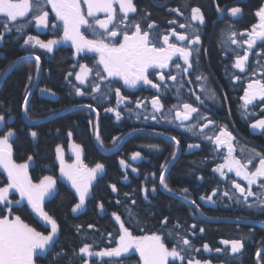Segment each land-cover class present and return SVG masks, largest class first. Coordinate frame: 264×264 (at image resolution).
Listing matches in <instances>:
<instances>
[{"label":"trees","instance_id":"trees-1","mask_svg":"<svg viewBox=\"0 0 264 264\" xmlns=\"http://www.w3.org/2000/svg\"><path fill=\"white\" fill-rule=\"evenodd\" d=\"M263 2L264 0H134L138 8V15L146 17L142 22V28L146 29L149 22L155 23L156 27L150 31L154 38L159 37L158 46L163 44V34H168L170 42H174L178 46H188L187 41L181 43L175 36H171L172 29H175L179 34L188 35L189 38L199 35L200 43L192 45L191 48L198 49V52L193 51V66L196 67V63H198L197 68L201 72L196 74L193 70L190 74L180 75L179 83L183 82L186 91L192 92L196 83L191 81L194 85L188 86L187 82L196 78L197 75L202 74L207 77V80L212 75L216 79V86L220 93L229 96L230 106V112L227 113L224 106L220 107L219 111L215 110L217 116L213 115V117L218 126L217 129L223 125H226L227 129L237 125L240 129L239 132L244 133V119L238 109L242 87L241 83L234 84L232 81L236 77H239L238 81L249 78L251 70L257 68L256 49L254 48L249 54L248 68L250 72L242 75L240 71L234 69L233 61L225 53L224 40L228 36L230 24L233 25L232 30L237 33L236 38L240 36V33H249L258 23L256 12L262 7ZM217 5L221 8L224 6L240 7L242 9L241 19L233 20L228 17L219 19ZM192 7L201 9L205 17L203 25L197 21H191ZM175 8H178L181 14L169 11V9ZM46 10L49 11L48 8ZM170 20H175L177 23L169 24ZM54 23L53 14L49 12L48 28L40 30V28H36L33 21L30 26L26 27L23 34L17 33L13 29L11 32H5L3 39L0 40V80L7 68L19 58L29 54L38 55L41 58V80L29 100L28 115L31 119H26L28 122L45 120L68 108L90 104L100 114L99 134L103 151L114 150L126 134L137 129L154 130L171 137L175 136L180 141L181 153L165 179L168 186L173 189V193L187 196L188 199L196 201L203 215L209 219L264 221V211L249 210L242 203L238 204L236 199L239 196L233 191L230 192L226 188V182L219 177L217 172L213 171L223 163L227 153L225 150L217 149L212 142L204 137L206 135L214 137L219 134V131L192 134L185 130L188 125H191L190 123L184 126L179 124L178 130L171 127L172 124H175L174 120L169 123L165 119H160L159 122H155L151 118L144 119L145 115L153 112L149 104L152 97H159L164 106L162 111L168 119H172L169 109H174L178 101L191 103L192 95L187 96L180 90L178 97L179 83H170L169 81H167L168 89L164 90L160 87L161 91L145 85L127 89L120 81H112V90L109 91L110 82L108 80L102 82L95 80L97 57L85 53L77 54L73 47L65 46L63 42L56 45L52 52L41 48L39 51L27 52L24 44L27 35L36 36L45 42L59 39L62 30L53 28L51 25ZM180 23H191L192 27L182 29L178 27ZM0 31H3L2 27H0ZM86 35L92 38L87 32ZM232 47L235 45L233 44ZM173 61V67H175V64L179 62L175 58ZM79 64H87L93 68V73L85 85H80L75 79V74L80 70ZM35 65L34 60L24 61L5 77L0 87V114L5 115L7 126L17 134L13 140L15 162L30 163L28 174L34 183H38L44 176H53L57 181V194L44 203L45 211L58 224L56 243L48 252L36 259V264H69V258H71L72 264H81L82 259H88V264H94V262L99 264L97 258L73 256V251L79 253L80 247L85 243L93 245V250L96 251L115 246L120 233L119 224L115 221L113 213L121 217L125 227L134 235L157 232L167 239L165 227L172 229L173 225L179 223L182 227L174 230L179 231L181 235L186 236L196 247L201 249L199 253H193V255L202 261L210 260L211 264H225L230 260V264H254L256 252L264 245V228L202 220L193 208L159 190L161 166L165 165L166 167L176 151L171 142L138 133L129 137L118 151L110 154L101 153L94 141V114L86 110L66 113L37 125L25 124L22 119V105L25 89L30 90L36 78ZM261 65L264 66V63L261 62ZM68 73H73V75L69 76ZM29 74L32 75L31 84L28 80ZM96 82L100 83L101 90L98 93H93L90 85ZM76 87H80L86 94L77 96L75 94ZM116 87H119L121 95L127 98L125 101H121V105H118L115 95ZM41 89H50L55 95L42 92ZM137 100L142 102L141 108L136 107ZM220 103L221 101L219 105ZM214 106L218 107L217 100ZM106 108L120 111L121 119L117 120L114 112H107ZM9 109L10 113L6 111ZM162 111L156 115L163 117ZM137 114H139V118ZM165 114L164 116H166ZM9 115L12 119H8ZM210 115L205 112L206 117L212 118ZM4 130L7 128L5 127ZM31 131L37 132L35 139L31 137ZM69 132L72 133L71 137L68 135ZM115 137H119V139L113 143ZM73 144L80 145L81 160L88 167H94L96 163H103L105 166L104 172L93 181L85 205L81 211L76 213L72 212V207L78 203L77 196L62 181L60 162L56 158V148L60 146L63 150L65 163H75L76 156L71 147ZM189 144L199 145V147L190 149ZM147 145H157L158 148L150 149ZM137 151L141 153L142 158L131 160L132 154ZM29 156H32L31 161H28ZM121 159H124L130 167L123 168L120 165ZM133 167L137 169L136 172L132 171ZM125 175L127 179H125ZM0 182H6L2 173H0ZM113 184L117 187L115 193L110 187ZM0 186L3 184L0 183ZM154 187L155 192L152 191ZM144 189H147V199H145ZM183 189H187V193H183ZM213 191H216L215 196H212ZM226 191L229 192L232 199L223 195ZM126 193L127 195H125ZM200 196H204L206 199L202 201L199 199ZM208 196H212L211 201L207 200ZM117 200L120 203H117ZM132 201H135V204ZM101 204H103V211L99 207ZM129 209L133 212L132 217L129 216ZM14 214L19 215L25 223L37 231L44 234L50 232V229L45 228L24 206L14 207ZM165 217L168 219L166 226L162 225ZM192 224L197 227L192 229ZM89 225L93 227L90 228ZM77 226H80L79 230ZM201 227L205 229L203 233L199 232ZM109 233L111 236L108 235ZM190 233H195V235H190ZM242 237L244 238V248L238 254L231 253L230 245L225 246L220 243L221 240L241 239ZM167 242L169 246H172L173 242L170 239ZM204 243L213 249L211 253L203 251ZM218 247L224 251L216 253L214 250ZM62 251L65 255L57 256V253ZM136 261H138V255L133 256L126 264H136ZM259 262L264 264V252L261 254Z\"/></svg>","mask_w":264,"mask_h":264},{"label":"snow or ice","instance_id":"snow-or-ice-1","mask_svg":"<svg viewBox=\"0 0 264 264\" xmlns=\"http://www.w3.org/2000/svg\"><path fill=\"white\" fill-rule=\"evenodd\" d=\"M50 6L52 13L55 14V20L59 23H54L51 26L53 28H62L63 36L61 40H48L47 42L38 39L36 36L27 35L24 40L25 45H31L32 47L39 46V48L52 52L53 47L62 42H71L72 47L77 54L81 53H94L98 57L96 60L95 80L110 82L109 91H111L112 81H122L123 85L128 88H136L138 85H151L153 89L159 91L161 85L153 83L149 78L152 74L150 69H165L169 67L170 62L174 57L183 59L184 67L183 73H188L189 69H192L193 64L190 61L193 51L198 49L191 48L192 45L200 43L199 35H195L193 38H189L186 34H179L175 29L171 30V36H175L178 41H187L188 46H178L174 42H170V36L163 34L162 46H158L159 37H153L151 29L155 28L154 22H149L147 28H142V22L146 17L138 15L137 5L134 0H0V27L3 31H0V40L3 39L5 32H11L13 29L20 34L25 32L26 27L30 26L33 21L36 28H48L49 27V11L46 9ZM187 7V5H185ZM217 12L223 13L224 9L219 5L216 7ZM170 12H176L181 14L178 8L169 9ZM231 17H238L241 14L242 9L240 7H231L228 9ZM100 14H103V18H100ZM256 16L259 17V24L254 25L251 32L248 33V39L243 43L247 44V50L243 55H237L234 68L240 72H245L247 68V61L251 50L257 45V42H261L264 45V6L259 8L256 12ZM191 21H197L203 25L205 23V17L199 7L191 8ZM169 24H176L175 20L168 21ZM179 28H191V23H180ZM233 25H229L228 40L231 44H238L237 33L232 30ZM195 31V30H194ZM87 33L91 34L92 38H89ZM244 35V33H240ZM256 55L264 59V52H258ZM26 58H21L24 60ZM36 61V73L40 71V56L34 57ZM259 59L257 64L259 65ZM177 69L181 68L179 63L175 64ZM79 72L75 74L76 81L80 85H84L89 79V76L93 73V68L87 64H79ZM106 74V75H104ZM255 74V71H254ZM69 76L73 73H68ZM260 79L248 83L247 89L243 96V108L245 118L250 115L248 112V106L253 105L255 101L264 103V66L260 68ZM169 79L172 81L177 80V76L169 74ZM160 81H164V75H160ZM239 79V77H236ZM29 84L32 81V75L28 76ZM198 82L203 81L205 83L200 84V91H206L207 77L202 74L196 76ZM191 83V81H189ZM93 93H98L101 90L99 82L92 83L90 85ZM183 87L181 82L177 87V94L179 97L180 88ZM42 92L50 93V89H41ZM30 90L25 89V96L23 100V110L26 119H31L28 115V105ZM75 94L77 96H84L86 93L81 90L80 87L75 88ZM106 95V94H105ZM115 95L119 105L120 101H125L127 98L121 95L120 88H115ZM193 95H196L193 93ZM95 98V97H94ZM213 102L216 99V94L213 92L210 96L206 97ZM196 100L201 104L204 100L199 95H196ZM136 107L141 108L142 102L137 100ZM151 105L153 112L149 115H145L144 119L151 118L155 122H159L160 119L168 120L169 123L173 121L168 119L167 116L160 117L156 113H160L163 109L158 96L151 98ZM84 108H89L93 112L96 109L92 105H83ZM175 107V106H174ZM183 111H175V120L181 122L180 126H184L185 121L193 119V114L199 113L198 107L193 106L192 103L183 102ZM173 109H169V113ZM10 113V109L6 110ZM107 112H114L116 119H121V112L114 108H106ZM99 114L97 113V116ZM138 118H139V114ZM8 119H12L9 115ZM199 119L208 120V123L203 125L200 129L201 133L204 128H207L210 123H215L209 120L208 117L203 116L201 113L197 119V123L188 125L185 130L193 131L199 127ZM91 123V121H89ZM7 130H4V128ZM253 130H260L264 132V119H258L251 124ZM0 170L6 174V182H0L3 186H0V264H36V259L46 252H48L56 243V237L58 235L57 221L45 211L44 203L46 198H51L56 195V179L53 176H44L38 183H34L28 174V163H16L13 159V140L16 137V132L7 126V120L5 115L0 114ZM31 137L35 139L37 137L36 131H31ZM71 137L72 133H68ZM95 138L103 146L101 137L99 134V126L95 129ZM208 141L215 144L216 148H227V155L224 157V163L219 164L213 169L214 172L220 174L222 178H227L224 169L227 172H235L237 177H240L246 181L247 187H242L240 183L232 182V187L239 192L236 202L244 204L249 210L264 211V153L257 152L255 149L248 150L241 148L242 158H237L234 155L236 148L233 141L235 137L227 129L226 125L220 126L219 134L214 137L206 135L204 137ZM119 137L113 139V143L118 140ZM177 147L180 145V141L175 136L171 137ZM72 149L75 153L76 160L73 164H66L63 157V150L60 146L56 148L57 159L60 162V176L70 182L72 188L75 189L79 202L72 207V212L76 213L84 205L86 198L89 195L93 181H95L99 174L104 172L105 166L103 163H96L94 167H88L81 160L82 149L80 145L73 144ZM150 149H157V145H147ZM188 147L194 148L199 145L189 144ZM248 152L247 157L243 154ZM141 153L139 151L134 152L131 156V160L135 161L141 159ZM175 159V153H173ZM258 159V165H254L253 168H249V165H253V161ZM32 160V156L28 157V161ZM120 165L127 169L130 165L124 160H120ZM162 170L159 173V182L168 192H173L165 181V165L161 166ZM133 172H136L135 167L132 168ZM153 175H155L153 173ZM125 179L127 176L125 175ZM253 186L259 189V193L253 191ZM112 192H117L116 185H110ZM145 191V199H147V189ZM156 191L155 187L152 189ZM187 189H183V193H187ZM19 194V199H15V194ZM127 195V193L125 194ZM216 195V191H213L212 196ZM224 196L232 199L229 192H224ZM10 196L13 198L10 199ZM212 196H208L207 200L211 201ZM240 197L243 199L241 200ZM249 197L254 198V202H249ZM183 199L187 200V196H183ZM200 200H205L204 196H200ZM26 201L28 207L36 213V215L45 222V225H50L51 231L48 234H44L25 223L19 215L14 214V206H21ZM117 203H120L117 200ZM135 204V201H132ZM193 205L196 201H191ZM101 211H103V204L99 205ZM199 206L197 205V209ZM115 221L119 224V239L115 242V246L105 247L101 250H93V245L85 243L79 249V253L73 251V256H80L84 258H97L99 264H126L133 256L138 255V261L136 264H211L210 260H201L196 258L193 253H199L200 248L196 247L190 239L183 236L179 231L182 227L179 223L173 225L172 229L165 227L167 233V239L164 235L153 232L145 235H134L125 224L122 222L121 217L116 213L112 214ZM129 216H133V212L129 209ZM11 217V218H10ZM168 223L167 217L162 221V225L166 226ZM80 226H77L79 230ZM89 227H93L89 225ZM197 226L191 225L192 229ZM204 228H200L199 232L203 233ZM111 236V233L108 234ZM195 235V233H190ZM170 239L173 243L172 246L168 245L167 240ZM243 237L241 239L233 240H221L220 243L229 246L232 254H238L244 248ZM111 243V241H110ZM203 251L211 253L212 248L207 243L202 245ZM216 253H222L224 250L216 248ZM65 255L63 251L57 253V256ZM257 258H261V252L256 253ZM107 258V259H105ZM69 264H72L71 258H69ZM81 264H88V259H82ZM95 264V262H94ZM225 264H230V260Z\"/></svg>","mask_w":264,"mask_h":264},{"label":"flooded vegetation","instance_id":"flooded-vegetation-1","mask_svg":"<svg viewBox=\"0 0 264 264\" xmlns=\"http://www.w3.org/2000/svg\"><path fill=\"white\" fill-rule=\"evenodd\" d=\"M262 6H264V2H263V5ZM223 9H224V12L222 13V15L219 14V19H223L224 17H228V18H231L233 20H239V19H241V15L240 14H239L238 17H235V18L230 16V14L228 12V9H230V6H224ZM257 20H258V23L257 24H259V22H260L259 21V17H257ZM255 49H256V53H258V52H264V45H262L261 42L258 41L257 42V45L255 46ZM174 58L177 59L178 62L181 64L180 70L182 69V66L187 67V65H184V62H183V59L182 58H179V57H174ZM174 58H173V60H174ZM258 59L260 61L259 62V65L257 64V60ZM190 61L193 64V53H192V56L190 57ZM261 62L264 63V59H261V58H259L256 55V67H257L256 70H259L261 68V66H262L261 65ZM173 65H174V61L173 62H170L168 68H165V69H150L149 72L152 73V74L149 76V78L153 81V83H157V84L159 83L160 85H163L165 83V81H169V78H168L169 74L173 75V73H174L173 72V69H175V67H173ZM196 66H199V64L196 63ZM247 69H249L248 68V61H247ZM193 70L195 71V67L194 66L192 67V69H189V72L188 73H183V72L182 73L187 75V74L192 73ZM241 73H242V75H244V74H246V71L245 72H241ZM160 75H164V77H165L164 81H160V79H159ZM260 78L261 77H258L257 79H260ZM249 80H250V78H244V79H242L240 81H238L237 79H234L232 81V83H234V84L241 83L242 93H241V96H240V98L238 100V109L241 112V116H243V113H244V108H243V104H244V101H243L244 92L247 89L248 83L252 82V81H249ZM190 81H196V78H193ZM208 81L211 83V86H212L213 90L214 91H217L215 93L216 94L215 101L216 100H219L218 101L219 110L221 109L220 107H223L224 106V108L226 109V113L228 111L230 112V108H229L230 106H229V101H228L229 96L228 95H223L222 93H220L218 87L216 86V79L212 75L208 79ZM145 86L151 87V85H145ZM220 101H221L222 104L220 103V105H219V102ZM197 102L198 101L196 100V96H192L191 103L193 104V106L198 107V109H200L199 108V103L197 104ZM218 107H214V108L208 110V113L212 115V116L210 115L212 118L209 117V120L216 122L214 120L213 115H216L217 116V112H215V110ZM182 111H183V109H182ZM248 111H250V118L247 121H244L243 122L244 123V128H243V132L244 133L243 134H241V132H239L240 129L238 128L237 125L236 126L233 125V126H231V128L230 127L228 128L229 131L232 133V135L235 137V140L233 141V143H234V146L236 148V153H234V154L237 155V158H238V156H241V158H242L241 148H246L248 150L255 149V151H257V152L264 153V132H261L258 129L257 130H253L251 128V124L254 123V122H256V120H258V119H264V103H261L259 101H255L253 103V105H249L248 106ZM197 114L198 113L193 114V118ZM174 120H175V118H174ZM190 122H191V120L185 121L184 122V125H187ZM175 124L174 125L176 127H178L179 124H181V122L179 120H175ZM211 124L214 125L215 123H211ZM172 128H174V127H172ZM226 153H227V150H226ZM248 154H249L248 152H245L243 154V156L246 157ZM257 160L258 159L254 160V162H256ZM255 164L258 165V161H257V163H253V165H249V168L250 169L253 168V166ZM233 181H235L236 183H240L241 186L242 187H245V188H246V184L242 185V183L240 182L239 178L237 179L236 177H232V178L229 179V181H226V183H229V184H226V188L230 192L233 191L237 196H239V192L235 188L232 187V182ZM253 191L258 193L259 192V189L254 188ZM240 198H241V200L243 199L242 197H240ZM249 202L250 203L251 202H254V198L253 199L252 198L251 199L249 198ZM245 208L248 209L246 206H245ZM259 212H262V211H259ZM262 222H264V221H262Z\"/></svg>","mask_w":264,"mask_h":264},{"label":"rangeland","instance_id":"rangeland-1","mask_svg":"<svg viewBox=\"0 0 264 264\" xmlns=\"http://www.w3.org/2000/svg\"><path fill=\"white\" fill-rule=\"evenodd\" d=\"M48 10H49V12L50 13H52V11H51V8H50V6L48 7ZM53 14V17H54V21H55V23H59V22H57L56 20H55V14L54 13H52ZM219 14H221L222 15V13H219ZM100 18H103V14H100ZM40 30H44V28H40ZM61 30H62V28H61ZM251 31H249V33H250ZM88 34H90V33H88ZM91 35V34H90ZM62 36H63V32H61V34H60V36H59V39H56V40H61L62 39ZM235 39H237V41H238V44H235V47H232V45L233 44H231V42L228 40V36L226 37V39L224 40V43L226 44V45H224V49H225V53L227 54V55H229V57L231 58V60L233 61V64L235 63V60H236V58H237V55H243V53L247 50V44H245V43H243L244 41H246L247 39H248V33H244V35H240L238 38H236L235 37ZM181 42V41H180ZM64 43V42H63ZM181 43H183V42H181ZM56 46V45H55ZM55 46L53 47V49L55 48ZM255 48V47H254ZM253 48V49H254ZM25 49H26V51L27 52H31V51H39L40 50V48L38 47V46H36V47H32L31 45H25ZM253 49L251 50V51H253ZM239 53H241V54H239ZM25 56H35V55H25ZM97 59H98V57H97ZM27 61V60H26ZM41 62V61H40ZM173 62V61H172ZM36 63V62H35ZM21 64V63H20ZM198 66H196L195 67V71H194V73H196V74H200V70L197 68ZM16 68V67H15ZM41 68H42V64H41ZM183 68H184V66H183ZM236 71H238V69H236V68H234ZM250 69H252V68H250ZM252 72H251V75L250 76H248L249 78H250V80L249 81H253V80H255V79H257L258 77H260L259 75H260V69L259 70H251ZM254 71H255V74H254ZM173 75H175V76H177V80L174 82V81H172L171 79H169V82L170 83H176L177 84V82L179 83V76L180 75H182L183 73H182V69L180 70V69H173ZM250 72V70L249 69H247L246 68V73H249ZM8 75V74H7ZM106 75V74H105ZM36 77H37V73H36ZM90 77V76H89ZM2 78V77H1ZM5 79V78H4ZM40 80H41V78H40ZM40 80H39V83H40ZM1 81V80H0ZM35 81H36V78H35ZM35 81H34V83H35ZM208 81V80H207ZM206 81V91H204V92H201L200 91V84L201 83H205V82H203V81H200V82H198L197 80L196 81H194V83H196V86H195V88H194V90L191 92H188V91H186V88H185V86H183L182 88H180V90H181V92H185L186 93V95L187 96H196V95H199L200 97H201V99L202 100H204V103L203 104H201L199 101L197 102V104L199 103V113L191 120V122H190V124H194V123H197V119L199 118V116H200V114L202 113L203 114V112L205 111V112H208V110L209 109H212V108H214L215 106H214V104H215V102L216 101H212V100H210V99H206V97H208V96H210L213 92L214 93H216V91H214L213 90V88H212V86H211V83L208 81L207 82ZM78 82V81H77ZM122 84H123V82L122 81H120ZM3 83V82H2ZM34 83H33V85H34ZM79 83V82H78ZM194 83H189V82H187V85L188 86H192V85H194ZM180 84V83H179ZM2 85V84H1ZM33 85H32V87H33ZM39 85V84H38ZM85 85V84H84ZM124 86V85H123ZM1 87V86H0ZM31 87V88H32ZM125 88H127V89H134V88H128V87H126V86H124ZM162 87V89H164V90H167L168 89V85H167V81H165V83L163 84V86H161ZM38 88V87H37ZM31 90V89H30ZM159 91H161V89H159ZM193 93H195L196 95H193ZM192 96H191V99H192ZM219 100H217V102H218ZM184 101H178V104L176 105V107L173 109V111L170 113V116H171V120H174V118H173V115H174V113H175V111L176 110H180V111H182V103H183ZM122 104V102L120 101L119 102V105H121ZM150 104V107H152V105H151V103H149ZM71 108H73V107H71ZM71 108H68V109H71ZM218 110H219V108H217ZM67 110V109H66ZM97 111V110H96ZM71 112H76V111H71ZM98 112V111H97ZM205 112H204V114H203V116H205ZM249 113H250V111H248ZM70 113V112H69ZM99 113V112H98ZM162 114H163V117H164V112L162 111ZM25 115V114H24ZM166 115V114H165ZM167 116V115H166ZM95 117V116H94ZM250 118V115H248V117L247 118H245V113H243V119H244V121H247L248 119ZM23 119V118H22ZM26 119V118H25ZM24 121V120H23ZM27 121V120H26ZM95 121V119H93V122ZM205 123H208V121L207 120H204V119H199V127H197L196 129H194L193 131H188V133H195V132H201L200 131V129L201 128H203V125L205 124ZM171 127H174V128H176V129H178L179 130V128L178 127H176L175 125H173L172 124V126ZM217 124L215 123L214 125L213 124H209L208 125V127L207 128H204L203 129V132L204 131H209V132H218L219 131V129H217ZM216 130V131H215ZM218 135V134H217ZM213 144V146H215V144L214 143H212ZM99 146H100V144H99ZM216 147V146H215ZM100 149L102 150V148H101V146H100ZM220 150H227V148L226 147H221V148H219ZM176 151H174V153H175ZM234 153H236V151L234 152ZM75 154V153H74ZM235 155V154H234ZM236 157H237V155H235ZM247 157V156H246ZM173 159V156H172V158H171V160ZM258 161V160H257ZM257 161L256 162H254L253 161V163H257ZM223 163H224V161H223ZM174 165V164H173ZM172 165V166H173ZM256 165V164H255ZM171 169V168H170ZM170 171V170H169ZM224 171H225V173H226V177L227 178H222L221 176H220V174L218 173V175H219V177L222 179V180H224L225 182L226 181H229V179L230 178H232V177H236L237 179L239 178V180H240V182L242 183V185H244V184H246V181H244L243 179H241L240 177H237L236 175H235V172H231V173H229V172H227V169H224ZM168 174V173H167ZM167 176V175H166ZM64 180H66V179H64ZM226 184H229V183H226ZM246 187H247V184H246ZM254 188H256V186H253V189ZM259 193V192H258ZM11 198H13L12 196H10V199ZM250 199L252 198L253 199V197H249ZM15 199H19V194L17 193V194H15ZM50 198H46L45 199V201H47V200H49ZM77 200H78V202H79V197H77ZM24 205H26V201L23 203ZM22 204V205H23ZM23 205V206H24ZM0 207H2V205H0ZM83 208V207H82ZM81 208V209H82ZM30 210H31V208H29ZM81 209L80 210H78V212L79 211H81ZM11 218V217H10ZM245 221V220H244ZM247 221V220H246ZM49 233V232H48ZM47 233V234H48ZM259 251V250H258ZM257 251V252H258ZM256 252V253H257ZM254 264H255V257H254ZM258 264H260V262H259V259H258Z\"/></svg>","mask_w":264,"mask_h":264},{"label":"water","instance_id":"water-1","mask_svg":"<svg viewBox=\"0 0 264 264\" xmlns=\"http://www.w3.org/2000/svg\"><path fill=\"white\" fill-rule=\"evenodd\" d=\"M65 44H66L67 46H70V45H71V42H65ZM89 54H91V55H96V54H94V53H89ZM34 57H35V56H23V57H21V58H26V59L21 60V58H19L18 60L14 61V62H13L8 68H7V70L5 71V73L3 74L2 78H1V81H0V86H1V84H2V82H3V80H4V78L7 76V74H8L10 71H12V70H13L15 67H17L20 63H22V62H24V61H26V60H34V61H35ZM35 62H36V61H35ZM41 73H42V68H41V62H40V71H39V74H37L36 81H35L33 87H32L31 90H30V93H31V94H30L29 100H30V98L32 97V95L34 94V92L37 90V87H38V84H39V80H40V78H41ZM82 106H83V105H81V106H75V107H73V108H71V109H67V110H65V111H63V112H61V113H59V114H57V115H55V116H53V117H50V118H48V119H45V120H42V121H36V122H33V123H29V122H27L26 119H25L24 110H23V105H22V118H23L25 124H27V125H29V126H32V125H37V124L44 123V122H46V121H49V120H51V119H53V118H56V117H58V116H61V115H63V114L69 113V112H71V111L87 110V111L92 112V113L95 115V123H96V127H97V125L99 126V123H100V117H99V115L97 116V113H98V112H97V111H96V112H93L91 109H89V108H84V107H82ZM96 127H95V129H96ZM138 133L147 134V135H151V136L158 137V138H161V139H165V140H167V141H169V142H171V143H173V144L175 145V147H176L175 159L173 158V160H172V161L166 166V170H165V177H166V175H167V173L169 172L170 168H171L172 165L176 162L177 158L179 157V155H180V153H181L180 145H179V147H177L176 144H175V141H173V140L171 139V137L168 136V135H166V134H163V133H161V132H157V131H154V130H147V129H137V130H133V131L129 132V133H128V134H127V135L121 140V142L119 143L118 147H117L114 151H112V152H108V153L103 152V151L100 149L99 142L96 140V138H95V144H96V147L98 148V150H99L100 152H102V153H104V154H110V153H113V152L117 151V150L122 146V144H123V143H124L129 137H131V136H133V135H135V134H138ZM0 171L2 172V170H0ZM4 174H5V173H4ZM5 175H6V174H5ZM69 188H72V186H69ZM72 190H73L74 193H75V189L72 188ZM159 190H160L161 192L165 193L166 195H168V196H170V197H172V198L178 200L179 202L191 206L192 208H194V209L197 211V213H198V215H199V217H200L201 219H204V220H206V221H208V222H212V223H214V222H215V223H232V224H239V225H249V226L264 227V223H263V222H257V221H242V220H229V219H228V220H226V219H225V220H224V219H207V218H205V217L202 215L200 209H199V208L197 209V205H196V204L193 205V204L191 203L190 200H188V199H187V200L183 199V196H180V195H177V194H174V193H171V192L166 191V190L163 188V186L160 184V182H159ZM39 220L42 221V223L45 225V222H44L43 220H41L40 218H39ZM45 226H46V225H45ZM46 227H50V225H47ZM50 228H51V227H50ZM259 252H261V254L264 252V246L259 250ZM255 264H258V258H257V255L255 256Z\"/></svg>","mask_w":264,"mask_h":264}]
</instances>
